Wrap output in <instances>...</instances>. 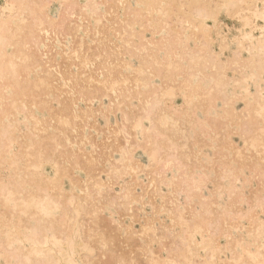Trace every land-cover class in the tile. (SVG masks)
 <instances>
[{"label":"bare ground","instance_id":"1","mask_svg":"<svg viewBox=\"0 0 264 264\" xmlns=\"http://www.w3.org/2000/svg\"><path fill=\"white\" fill-rule=\"evenodd\" d=\"M79 120L130 137L101 147L118 160L72 151L93 140L72 137ZM263 162L264 0H2L0 264H264V189L249 198L240 179L264 181ZM134 203L152 206L137 230L101 216Z\"/></svg>","mask_w":264,"mask_h":264},{"label":"rangeland","instance_id":"2","mask_svg":"<svg viewBox=\"0 0 264 264\" xmlns=\"http://www.w3.org/2000/svg\"><path fill=\"white\" fill-rule=\"evenodd\" d=\"M0 4H2V0H0ZM54 9H56V10H54ZM55 12V13H54ZM56 12H57V6L55 5V6H52V13L55 15L56 14ZM229 23V22H228ZM228 23H226V24H228ZM230 25V28H231V24H229ZM151 30H149V31H147L146 33H145V36H146V39L147 40H149V39H151ZM148 35V36H147ZM150 36V37H149ZM53 54V53H52ZM52 54H50L49 53V55H51V56H49V59L53 62V60H54V58H53V55ZM52 58H53V60H52ZM44 60H47L46 58L44 59ZM56 60H58L59 62H60V58H57L56 57ZM62 60H64V59H62ZM62 62H64V61H61V63ZM55 63V62H54ZM53 63V64H54ZM66 64V63H65ZM55 65V64H54ZM63 65H64V63L62 64V67H63ZM49 66V65H48ZM64 68H65V65H64ZM64 68H62V71H65V69ZM50 69H52V68H50ZM50 69H49V72H53L54 74H56V72H55V68L53 67V69L50 71ZM64 69V70H63ZM230 74H231V72H230ZM113 98V97H112ZM112 98H104V100H106V101H104L105 102V104L107 105V106H105V107H107V108H109V105L108 104H110L109 103V100H112ZM177 100L176 101H178V105H181L182 103H181V100H180V97H178V98H176ZM95 103H94V106H100V103L96 100V101H94ZM107 102V103H106ZM128 103V102H127ZM132 103H134V104H132ZM129 105L131 104V105H133L132 107L134 108V107H137V105H139V103H138V101L136 102V100H133V101H131V103H128ZM111 106L112 105H114V103H111L110 104ZM127 104H125V105H122L121 106V109H125V106H126ZM242 105V103H238V105H236V107H239V108H242L243 106H241ZM137 109V108H136ZM136 109H135V112H136ZM101 111H104L103 109H101ZM116 112V113H115ZM119 112H121V111H119V110H117V106H116V110H114V112H112V113H109L108 111H105L104 112V116L105 117H107V116H109V117H107L105 120L106 121H108L109 122V120H110V126H111V129H113V128H116V121H118L119 122V125L121 126L122 124H124L123 123V118H122V113H119ZM110 114V115H109ZM112 114V115H111ZM114 114V115H113ZM116 114V115H115ZM116 116V117H115ZM39 117L42 119V117L44 118H46V119H48L49 118V113H42L41 111H39ZM91 120L93 121V119H89V121L91 122ZM85 121V122H84ZM84 121H82V122H80V120L77 122L78 124H79V126H80V129L78 130V134L77 133H73V134H71L72 135V137H74V136H76V135H80L79 137V140H81V138H83L84 136L83 135H86V136H90V138L92 139L93 138V140L94 141H96L97 142V146L99 147L100 145V147L98 148L97 146H96V142H94L93 140H90V141H87L86 142V144L85 145H82L81 143H79V144H77V145H79V147L77 146L76 147V145H74L73 146V148H72V151H75V152H77L76 154H79L80 153V150H84L85 152H86V154H87V157L89 158H87L86 157V159H88V160H91V158H92V156L94 157V158H96L97 160H98V162L99 161H101V162H103V163H97L98 165H97V169L99 168V169H102L103 168V166L101 165V164H103L104 166H105V168L106 167H109V165H110V163H112V162H115L116 160H118V158H119V153H117L116 151V153L115 152H113L117 147H118V143H119V145H120V142L121 143H123L124 145L126 144V141L125 140H127V139H130V137L129 136H126V135H123V134H120L119 136H118V141L116 140V142H118V143H116V144H114L115 142V140L113 139V141H112V139H111V137L113 138L114 136L113 135H111L110 134V132L107 130V132H106V136L108 137H106L105 136V133H100V134H102V136L100 137V134H98V135H95L94 134V131L92 130V128L90 127V126H88V127H85V124L84 123H86V120H84ZM101 121V122H100ZM83 123V124H82ZM101 123V124H100ZM99 124L102 126V127H100V128H102L103 130L105 129L104 128V125L103 124H105V121H104V119H102V118H99ZM112 125H113V127H112ZM84 126V127H83ZM89 129H91V131L89 130ZM114 130V129H113ZM112 130V131H113ZM79 132H82V133H79ZM90 132V133H89ZM104 135V136H103ZM110 135V136H109ZM122 135V137H120ZM93 136V137H92ZM94 136H96V137H94ZM124 136L127 138H124ZM110 137V138H109ZM95 138V139H94ZM104 138V139H103ZM105 138H107L106 140H105ZM115 138V137H114ZM121 138H123L122 140H121ZM111 139V140H110ZM132 139V138H131ZM233 140V141H232ZM93 141V142H92ZM104 143H102V142ZM105 141V142H104ZM125 141V142H124ZM133 141V140H132ZM131 141V142H132ZM229 141H232L233 142V144H235L236 146H238L239 147V145H241L242 144V141L239 139V137L237 136V135H234V136H232V139H229ZM90 144H89V143ZM112 142V144H114L116 147H114V145L112 146V147H114L115 149L113 150V148L111 149V151H110V149H109V151L107 150V149H104V148H101V147H104L103 145H105L106 144V146L108 145V146H110V145H112V144H110ZM114 142V143H113ZM92 143H93V145H92ZM95 144V145H94ZM94 146V147H93ZM97 148H96V147ZM107 146V147H108ZM82 149H81V148ZM83 147H84V149H83ZM70 148V147H69ZM68 148V150H70ZM97 150H95V149ZM64 149V148H63ZM78 149V150H77ZM94 149V150H93ZM102 149H104V150H102ZM93 150V151H92ZM102 150V151H101ZM107 150V151H106ZM60 151H63L61 148H60ZM94 151L98 154V152H99V154L98 155H96V153H94ZM94 153L93 155L91 154V155H89V153ZM101 152V153H100ZM105 153V154H103V153ZM107 152H108V154H112L111 155V157L113 158V159H115V161L113 160V161H111L112 160V158H109L108 159V157L110 156H107L108 154H107ZM203 152L206 154V156H205V154H204V156H202L201 158L203 159V163L206 165V162L207 161H204V160H207V159H209V156H210V159H212V154H213V150L212 149H209V148H204L203 149ZM224 152H227L228 153V150H224ZM243 152H244V150H243ZM226 153V154H227ZM246 153V152H245ZM102 154V155H101ZM136 154H137V156H138V158L139 159H141L142 160V162H146V160L147 159H145L144 157H146V155H142L141 154V150L140 149H137L136 150ZM208 154H210V155H208ZM230 155H231V153H229ZM233 155L235 154V152L234 153H232ZM247 155H248V153H246ZM104 155V156H103ZM115 155V156H114ZM208 155V156H207ZM96 156V157H95ZM102 156H103V158H102ZM105 156H107L106 158L108 159H106L105 158ZM100 157V158H99ZM208 157V158H207ZM233 157V156H232ZM205 158V159H204ZM207 158V159H206ZM258 158V157H257ZM102 159H103V161H102ZM107 160V162H106V160ZM111 159V160H110ZM256 158H254V161H256L255 160ZM85 160V159H84ZM252 162V161H251ZM250 162V163H251ZM105 163V164H104ZM253 163V162H252ZM264 163V162H263ZM99 165H101V166H99ZM99 166V167H98ZM77 171V172H76ZM84 171V170H83ZM82 170H75L74 171V177L75 178H81L82 180H84L85 179V174H84V172H83ZM245 174V175H244ZM251 174V175H250ZM46 175L48 176V177H52L53 176V172H52V170L50 169V168H48L47 169V172H46ZM103 175H105V176H103ZM5 176H7V173H5ZM251 176V177H250ZM256 176V177H255ZM147 177V176H146ZM167 177L168 178H170L171 177V173L170 172H168L167 173ZM244 177V178H243ZM250 177V178H249ZM255 177V178H254ZM261 178V176H259V174H258V176H257V173H255V174H252V172L250 171V173H249V168H247L246 167V170L243 172V175L241 176V178L240 179H242L241 180V182H243V186H244V188H243V192L245 193V195H247V197H251L252 195H253V193H256L257 191H261L262 190V188L264 189V181H263V179L262 180H260V178ZM130 178L132 179V177L130 176H126L124 179H122L121 181H119V183H120V185H122L125 181L126 182H131V180H130ZM148 178V177H147ZM101 179L104 181V182H108V176L105 174V173H102L101 174ZM253 179V180H252ZM143 182H142V181ZM244 180V181H243ZM141 181V182H140ZM140 181H138V182H140V184L142 185V186H146L147 184H148V179H146L145 178V175H141V179H140ZM261 181H263V182H261ZM250 182V183H249ZM261 182V183H260ZM137 184H139V183H137ZM139 184V185H140ZM223 184L224 185H227L228 184V182H227V180H224L223 181ZM263 184V185H262ZM120 185H118V184H116V185H114V187H113V189L115 190V191H112V195H116V194H118V192H119V189H120ZM238 185L239 186H241V183L239 182L238 183ZM261 185V186H260ZM65 189H67V191L70 189V184L68 183V182H65ZM142 186H140V187H137V190L138 191H141V187ZM208 189L209 190H213V186H212V183H208ZM251 186V187H250ZM259 188V189H258ZM166 192H167V189H164ZM205 191V194H207V190H204ZM250 191V192H249ZM117 192V193H116ZM116 193V194H115ZM136 193H141V192H136ZM258 194H259V192H257ZM251 195V196H250ZM147 198V197H146ZM179 198H182V199H179ZM225 200H224V199ZM221 200H220V202L221 203H225L224 201H227V199H226V197H223ZM253 198V197H252ZM148 199V198H147ZM177 199H178V201L179 202H184V195H182V194H180V195H178V197H177ZM159 200V201H158ZM250 201V203H251V200H249ZM155 202H161V199H160V197H157L156 199H155ZM147 206H146V205ZM144 205H145V207L143 206V208L142 207H140L141 205L140 204H132V206H130L129 208H131L133 211H134V213H133V211H131V212H127V214H125V215H121L120 214V212H118L119 211V209L118 208H116L115 206H113V207H108V209H104V211L101 213V216L104 218V216L103 215H105V217L106 218H104L105 220H106V224H108V226L110 225H112V226H118L119 224H121L120 222H123L124 223V225L125 226H131L133 223H134V221H135V225H132V226H136L135 228H136V230L137 229H139L140 228V225L142 226V224L145 222L144 221V219L146 218V215H148L149 214V212H151V210H152V206H151V203H149L150 205H148V203H145ZM237 206L239 207V208H241L240 209V211L242 210V208H243V210L245 211V207H246V204H237ZM141 209L140 210V212L139 211H137L136 209ZM138 207V208H137ZM135 209V210H134ZM142 209H143V211H142ZM117 210V211H116ZM108 211V212H107ZM116 211V212H115ZM146 211V212H145ZM111 212V213H110ZM136 212V213H135ZM138 212V213H137ZM104 213V214H103ZM113 213V214H112ZM129 213V214H128ZM133 213V214H132ZM142 213V214H141ZM258 213H260V212H258ZM257 213V214H258ZM118 214H119V216H118ZM134 214H137V215H134ZM140 216H139V215ZM121 215V216H120ZM129 215V216H128ZM134 217H132V216ZM166 214H161V218H160V220L161 221H168V219H167V217L165 216ZM114 216H116V217H114ZM118 216V217H117ZM131 216V217H130ZM136 216V217H135ZM108 217V218H107ZM129 217V218H128ZM138 217V218H137ZM259 217L260 218H262V219H264V214L263 213H260L259 214ZM109 218H111V220L109 219ZM123 219L122 221L121 220H118V219ZM124 218L126 219V220H124ZM135 218H137V219H135ZM144 218V219H143ZM164 218V219H163ZM116 220V221H114V220ZM128 219V220H127ZM132 219L134 220V221H132ZM139 219H141V220H139ZM138 220V221H137ZM111 221H113V222H115V223H112ZM165 221V222H166ZM263 221V220H262ZM137 222H140V223H138L137 224ZM112 223V224H111ZM116 223H118V224H116ZM87 224V223H86ZM130 224V225H129ZM140 224V225H139ZM88 225V224H87ZM86 225V226H87ZM123 225V224H122ZM123 225V226H124Z\"/></svg>","mask_w":264,"mask_h":264}]
</instances>
